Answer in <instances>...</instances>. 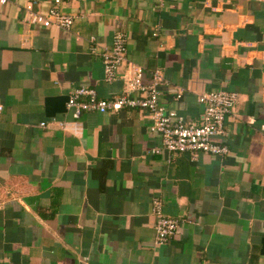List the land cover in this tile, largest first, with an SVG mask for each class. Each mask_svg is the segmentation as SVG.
Listing matches in <instances>:
<instances>
[{
	"label": "crops",
	"instance_id": "0c3cea01",
	"mask_svg": "<svg viewBox=\"0 0 264 264\" xmlns=\"http://www.w3.org/2000/svg\"><path fill=\"white\" fill-rule=\"evenodd\" d=\"M51 1L0 5V262L264 264V0H70L67 31L24 19ZM115 34L125 63L105 84L91 49ZM128 63L143 84L158 70L160 103L194 124L198 95L236 93L213 139L227 153L168 162L138 109L71 118L70 91L122 95ZM154 198L178 221L158 247Z\"/></svg>",
	"mask_w": 264,
	"mask_h": 264
},
{
	"label": "built area",
	"instance_id": "2783aa9c",
	"mask_svg": "<svg viewBox=\"0 0 264 264\" xmlns=\"http://www.w3.org/2000/svg\"><path fill=\"white\" fill-rule=\"evenodd\" d=\"M70 0H52L45 12L32 10V2H27L22 7V15L26 21L41 28H56L67 31L74 17L60 12L59 6ZM161 6L165 0H154ZM8 0H0V5H5ZM155 33L152 34L154 36ZM100 59L103 73V82L110 84L115 79L119 66L125 63L124 39L120 34H115L106 47L95 50ZM126 74L121 79L124 86L122 95L110 99H100L93 89L76 88L69 92L65 107L71 111V118L78 119L82 113H116L122 109H138L146 113L148 124L147 131L160 139V147L152 149V154L164 153L168 162L175 155L205 154L209 156H223L227 149L223 144L215 143L213 139L226 136L225 120L230 115L232 107L237 101V94L222 90L209 91L196 97V102L201 110L196 119V124L186 121L174 111L168 110L160 103L159 86L162 78L158 70L150 74L148 84L141 81L140 68L128 63ZM134 94V95H133ZM133 95V96H132ZM179 93L177 94V98ZM63 124L49 121L40 123L39 127L47 128ZM154 220V245H164L173 235L178 221L166 217L161 212L160 200L154 198L151 202ZM0 264H3L0 262Z\"/></svg>",
	"mask_w": 264,
	"mask_h": 264
}]
</instances>
